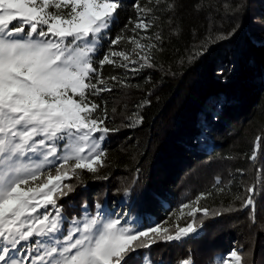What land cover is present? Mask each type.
I'll list each match as a JSON object with an SVG mask.
<instances>
[{
    "label": "trees",
    "instance_id": "1",
    "mask_svg": "<svg viewBox=\"0 0 264 264\" xmlns=\"http://www.w3.org/2000/svg\"><path fill=\"white\" fill-rule=\"evenodd\" d=\"M121 2L108 37L128 25L124 36L156 47L132 51L134 44L122 42V50L131 59L150 52L153 67L140 68L143 61L125 62L128 69L104 66L105 77L126 79L92 99L106 109V126L119 131L103 142L104 167L97 173L78 170V179L65 181L75 188L59 200L65 216L70 221L82 215L85 204L94 212L99 202L105 213L120 215L135 229L160 225L174 232L176 224L193 221L191 207H203L209 214L196 213L197 233L171 242L156 237L128 264H217L233 248L247 253L248 264H264V144L257 141L264 139V0ZM134 4L153 9L147 30L131 31L138 16ZM134 113L142 123L129 120L137 118ZM253 153L255 161L249 159ZM217 177L222 193L214 187ZM253 185L254 220L236 199L246 198V187ZM182 204L190 207L178 219Z\"/></svg>",
    "mask_w": 264,
    "mask_h": 264
},
{
    "label": "snow or ice",
    "instance_id": "2",
    "mask_svg": "<svg viewBox=\"0 0 264 264\" xmlns=\"http://www.w3.org/2000/svg\"><path fill=\"white\" fill-rule=\"evenodd\" d=\"M121 7V0H0V264H128L132 253L149 248L156 237L171 242L197 233L196 213L209 214L191 207L187 215L193 221L176 224L174 232L160 225L135 229L120 215L105 213L99 202L94 212L82 205L83 214L70 221L64 215L59 200L75 190L65 181L78 179V170L97 173L104 167L102 143L119 131L106 126V109L92 99L126 79L105 77L104 66L128 69L143 61L140 68L153 67L150 52L131 59L122 50V42L134 44L132 51L156 47L124 36L128 25L108 37ZM133 7L138 16L131 31L147 30L153 9ZM106 37L107 50L98 57ZM133 115L132 123L143 122L139 113ZM257 141L264 144L261 137ZM219 184L217 177L214 187L222 193ZM245 191L246 198L236 199L254 220L255 186ZM189 207L181 205L178 219ZM217 264H248L247 253L233 248Z\"/></svg>",
    "mask_w": 264,
    "mask_h": 264
},
{
    "label": "rangeland",
    "instance_id": "3",
    "mask_svg": "<svg viewBox=\"0 0 264 264\" xmlns=\"http://www.w3.org/2000/svg\"><path fill=\"white\" fill-rule=\"evenodd\" d=\"M102 146H103V143H102ZM65 215V214H64ZM71 220V219H70Z\"/></svg>",
    "mask_w": 264,
    "mask_h": 264
}]
</instances>
